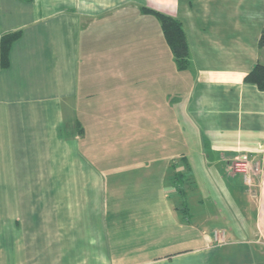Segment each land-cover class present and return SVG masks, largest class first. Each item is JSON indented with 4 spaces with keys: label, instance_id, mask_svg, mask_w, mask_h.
Instances as JSON below:
<instances>
[{
    "label": "crops",
    "instance_id": "0c3cea01",
    "mask_svg": "<svg viewBox=\"0 0 264 264\" xmlns=\"http://www.w3.org/2000/svg\"><path fill=\"white\" fill-rule=\"evenodd\" d=\"M147 9L187 38L191 74L172 100ZM263 28L264 0H0V39L19 33L0 65V264H264V92L243 82L264 65ZM144 72L169 94L152 104ZM175 135L205 157L207 201L181 150L103 164L107 146L169 153ZM239 155L259 167L256 199L230 170Z\"/></svg>",
    "mask_w": 264,
    "mask_h": 264
},
{
    "label": "rangeland",
    "instance_id": "374dc122",
    "mask_svg": "<svg viewBox=\"0 0 264 264\" xmlns=\"http://www.w3.org/2000/svg\"><path fill=\"white\" fill-rule=\"evenodd\" d=\"M156 44L158 45V41L156 42ZM166 48V47H165ZM168 50L167 48L165 49V51ZM167 52V51H166ZM169 52V51H168ZM169 56H170V64H169V73H170V85L172 86L171 88H169V94L172 100V95L178 96V93L181 94L180 89L183 87L184 83H186L185 81L190 77L191 72H181L178 71L175 63L173 61L172 55L169 52ZM154 56V60H155ZM155 65H157V63H154ZM158 67L154 66V70L158 69ZM131 75H135L138 76V74L136 75L135 73L131 74ZM192 76V75H191ZM160 77H161V73H155V72H149V73H142L140 75L139 73V82L142 83V87L141 88V84H139V90H145L146 93H148V99L150 100V102L153 104L155 103V101H157L156 99H161L162 97L166 96V91L162 92L161 91V87L158 85L156 87H158L157 89H153V85L148 86L146 85L147 83H149V81H153L154 83L157 81H160ZM179 81H183L182 83H180ZM152 83V82H151ZM175 85V86H174ZM145 86H148L147 90L145 88ZM174 87V88H173ZM187 90H185L184 93H186ZM165 103V100H164ZM171 108L174 105V101H171L170 103ZM142 127V126H141ZM142 132H144L145 134H147L146 130H142V131H138V134H142ZM135 134L137 135V132H135ZM127 137V135L123 134V140ZM174 138V140H179L176 142L175 145H169L170 149H169V153L168 151L165 153L163 152H159L160 147H156L152 146L151 142L148 141L149 139L146 140H142L140 142H136L135 144H131L129 145V148L127 146L123 147L120 146L119 147V151H116L114 149L113 146H107V153L105 152V161L103 164L110 165V164H115L118 162H122L125 160H132L135 158H144V157H148L151 155H158V154H171L174 155L175 151L176 152H181L182 153L180 155L177 156H185L186 157V161L187 163L190 165L191 167V179L192 182H194L197 185H200V188H203V191L201 192V196L205 198V201H207L206 198L210 199V196L213 197V195H211L212 193L210 192V190L207 189L206 185L204 184V181L202 180L201 176V166L203 161L205 160V157H203V155H201V152H199L198 150H193V146L190 143V140L193 137H185V136H177L175 135L174 137H171V139ZM156 143V142H154ZM151 145V146H150ZM108 148L110 149V151L108 150ZM181 150V151H180ZM158 152V153H157ZM103 154V153H102ZM182 159H179V161ZM112 162V163H110ZM200 169V170H199ZM196 173V174H195ZM259 171H256V175L253 177L255 178V181H257L258 176H259ZM188 175V176H189ZM212 178L214 179V177L216 175H211ZM187 186V185H185ZM176 184H175V173L171 172L169 174V177L167 179V191H168V195L170 200L175 203V204H179L180 202V193H177L178 190L176 191ZM189 187H187L186 189L188 190ZM249 194V192H248ZM250 196V194H249ZM251 197V196H250ZM252 198V197H251ZM208 199V204H210V200ZM219 199H220V194H219ZM256 199V198H253ZM179 200V201H178ZM213 204L218 207V206H224L223 208H228L229 211H233V215H236V206L234 205V203L231 202V200L228 199V205L226 204L225 200H216V202H213ZM3 223V220L0 219V224Z\"/></svg>",
    "mask_w": 264,
    "mask_h": 264
},
{
    "label": "trees",
    "instance_id": "16d2710c",
    "mask_svg": "<svg viewBox=\"0 0 264 264\" xmlns=\"http://www.w3.org/2000/svg\"><path fill=\"white\" fill-rule=\"evenodd\" d=\"M159 23L161 35L169 52L172 55L173 61L178 71H186L190 65L189 62V48L187 38L182 23L169 16L156 11L147 9ZM19 37L18 32L8 33L0 39V65L6 68L9 64V53L11 46ZM258 47L264 48V28L258 40ZM243 82L254 86L257 90L264 92V65L257 62L252 69L244 76ZM82 133V128L79 126V134ZM182 175L176 174L175 179H180ZM188 210L184 206L182 213L185 216Z\"/></svg>",
    "mask_w": 264,
    "mask_h": 264
},
{
    "label": "built area",
    "instance_id": "2783aa9c",
    "mask_svg": "<svg viewBox=\"0 0 264 264\" xmlns=\"http://www.w3.org/2000/svg\"><path fill=\"white\" fill-rule=\"evenodd\" d=\"M230 170L241 176L244 186L247 188L252 198L257 197V181L253 178L256 175V171H259L257 163L246 155L236 156L230 165ZM225 232L222 230H216L213 232L214 242L218 245L226 243Z\"/></svg>",
    "mask_w": 264,
    "mask_h": 264
}]
</instances>
